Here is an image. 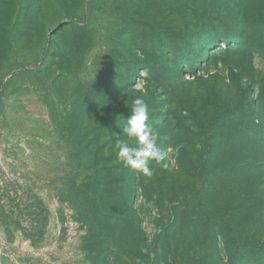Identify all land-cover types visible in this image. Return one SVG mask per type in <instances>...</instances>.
Returning <instances> with one entry per match:
<instances>
[{"label":"rangeland","instance_id":"rangeland-1","mask_svg":"<svg viewBox=\"0 0 264 264\" xmlns=\"http://www.w3.org/2000/svg\"><path fill=\"white\" fill-rule=\"evenodd\" d=\"M138 96L166 153L151 176L115 148ZM261 246L264 0H0V264Z\"/></svg>","mask_w":264,"mask_h":264},{"label":"clouds","instance_id":"clouds-1","mask_svg":"<svg viewBox=\"0 0 264 264\" xmlns=\"http://www.w3.org/2000/svg\"><path fill=\"white\" fill-rule=\"evenodd\" d=\"M150 110L144 96H138L132 100L130 116L123 127V133L128 139H135L136 145L130 146L128 139L117 140L115 148L118 149V159L127 167L139 170L145 176H151L149 161L154 160L167 167L162 162L166 159V153L158 146L159 134L148 123ZM147 248H141L142 253H148Z\"/></svg>","mask_w":264,"mask_h":264},{"label":"trees","instance_id":"trees-1","mask_svg":"<svg viewBox=\"0 0 264 264\" xmlns=\"http://www.w3.org/2000/svg\"><path fill=\"white\" fill-rule=\"evenodd\" d=\"M262 249L264 250V247L261 246V250H262ZM259 252H260V250H259ZM145 255H146L145 253L142 254V256L140 257V261H141V262H140L139 264H150V263L148 262V260H147V257H145ZM247 258H248V257H247ZM247 258H246V259H247ZM151 259H152V258H151ZM248 260H249V258L247 259V261H248Z\"/></svg>","mask_w":264,"mask_h":264}]
</instances>
